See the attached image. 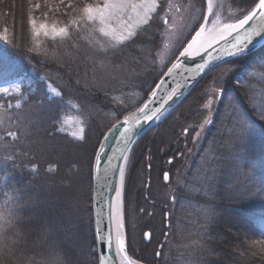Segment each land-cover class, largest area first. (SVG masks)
Here are the masks:
<instances>
[{"label": "trees", "instance_id": "16d2710c", "mask_svg": "<svg viewBox=\"0 0 264 264\" xmlns=\"http://www.w3.org/2000/svg\"><path fill=\"white\" fill-rule=\"evenodd\" d=\"M256 2L248 0L247 7L252 8ZM94 3L0 0V82L27 76L33 81L24 88L25 98H0V184L6 185L5 191L13 187L20 190L19 230L23 233V238L7 234L10 251L0 249V264H26L29 257L39 261L37 253L48 244L65 251L70 264H97L92 219L95 152L105 132L141 104L179 53L167 65L160 64L158 50L166 34L162 19L165 3L149 25L122 47H113V41L95 30L98 25L82 20L79 26L71 24L82 16L86 5ZM33 19L68 26L69 36H37L30 23ZM263 63L264 44L216 67L135 146L125 187L130 216L126 221L128 233L134 232L132 236L138 239L140 252L136 255L144 261L264 264V249L257 251L247 245L252 239L264 240V188L258 182L257 167L264 157V118L260 115L264 97L262 103L257 101L264 80L249 75L256 68L264 74ZM47 82L61 96H51ZM209 84L224 93L199 152L186 154L179 147V132L202 118L204 91ZM22 98L19 107L9 106V102ZM75 105L76 110L72 108ZM72 111L84 120L81 140L58 130L63 116ZM7 132L16 136H7ZM188 146L189 141L184 142V149ZM178 152L181 155L174 159L172 169L177 163L183 164V175L173 197L183 207H205L207 216L214 214L211 221L190 216L191 209L181 206L166 217L167 202L153 190L162 179L163 160ZM207 169L216 171L205 176L212 187L205 194L198 192L194 179L201 178ZM170 173L173 178L174 170ZM142 207L144 216L152 213L150 225L163 224L164 231L156 232L150 242L140 239L142 225L137 209ZM131 218L138 221L132 231ZM162 235L166 240L161 256H156ZM16 240L19 243H14Z\"/></svg>", "mask_w": 264, "mask_h": 264}, {"label": "water", "instance_id": "95a60500", "mask_svg": "<svg viewBox=\"0 0 264 264\" xmlns=\"http://www.w3.org/2000/svg\"><path fill=\"white\" fill-rule=\"evenodd\" d=\"M253 31H258L260 34L251 35L250 40H245L244 37ZM237 39L242 41L240 47L244 48L243 54L264 44V18L259 15V10L237 32H233L224 39H217L211 47L181 56L180 53L187 47V43L141 104L130 114L115 122L113 124L115 127L112 125L103 135L92 163V219L97 264H101L102 259L106 261V264H118L113 259L114 251L110 250L107 244L98 238L97 234L98 228L103 235H107L113 227L109 220V204L116 199V192L113 189L120 190L123 211L124 179L121 184L118 169L123 167L125 175L126 164L133 147L145 134L157 128L183 102L203 77L221 64L242 55L229 54L234 51L231 45L237 42ZM245 44L247 47H245ZM173 65H176V67H173ZM169 69H171V72H169ZM153 93L155 94L153 95ZM141 108L144 109V112L139 111ZM150 115L153 117L152 119L145 118ZM126 117L128 118L127 122L125 121ZM137 120H139V123H136ZM212 122L213 119L209 121V124ZM122 157H126V159ZM165 173L168 174L169 178V173ZM168 216L169 214L166 213V217ZM166 225H169V223L166 222ZM122 231L126 241L125 222ZM146 233L149 235L146 236ZM150 235L149 230L144 233L147 242L150 240ZM165 240L164 238L163 241ZM159 248H162V243Z\"/></svg>", "mask_w": 264, "mask_h": 264}, {"label": "rangeland", "instance_id": "374dc122", "mask_svg": "<svg viewBox=\"0 0 264 264\" xmlns=\"http://www.w3.org/2000/svg\"><path fill=\"white\" fill-rule=\"evenodd\" d=\"M103 0H95V4H102ZM158 3L160 5V7H163L165 0H158ZM247 3L248 0H213V5H214V11L219 12L220 14V19L222 22H234L236 19H242L244 14H247L248 11L251 10V6L247 7ZM160 7L157 8V11L160 10ZM254 7V6H252ZM165 13L162 16L163 21H165V19L167 20V23H164L166 26V34L164 37V40L162 42V45L160 47V49L158 50V55H159V62L160 64H162V66L167 65V63H169L177 54V52H180L181 49L188 43V41L192 38V36L195 34V31H197L199 29V25L201 23H204V20L201 19V16H208L209 13L207 11V0H168L165 5ZM215 17H210L209 20V24L208 26H211V19H214ZM41 23H45L48 25L49 28V32L51 31V27L53 25H55L57 28L63 27L60 25H56V24H52L46 21H36V25L37 27L41 24ZM99 27V25H98ZM45 36L43 31L40 32V34L38 36ZM48 37H52L51 35H48ZM264 64V63H263ZM254 73H256L254 75ZM263 74L261 72L260 68H256L253 69L249 72L250 77H254L255 79L258 80H264L262 79L261 75ZM264 78V77H263ZM261 81V82H262ZM32 79L30 77H18L15 79H11V80H6L3 82H0V89H8L7 93L4 92H0V98L1 97H11V96H23V92H24V88L25 87H29L32 85ZM263 85V84H262ZM51 88H56L55 86H53L50 82L46 83V90L47 92L51 95V96H55L52 92H51ZM57 89V88H56ZM262 91L259 92L258 97H257V101L259 103H262V98L264 97V89H261ZM57 91L59 92V90L57 89ZM223 89H221L220 87L217 86H212V85H207V87H205V91H204V95H205V102L203 104V110H204V114L202 116V118L200 119L199 122L195 123V124H190L189 126H187V128L185 129V131L182 133L179 132V147L183 148V151L186 154H190L191 152L194 153H198L199 152V146L200 143L203 141V138L205 137V132L206 130L211 126V124H209V121L211 119H213L214 121V116L216 113V109L218 108V104L223 96ZM25 98V96H23ZM22 99H17L13 102H9V106L12 107H19L20 104L22 103ZM211 101V103L209 104V102ZM73 109H77V106H73ZM135 110V109H134ZM133 110V111H134ZM132 111L128 112L127 114H125L123 117L127 116L128 114H130ZM122 117V118H123ZM205 121H208V123H205ZM83 127L84 131H85V124H84V120L81 116H79L77 113H75L74 111L70 112L69 114L63 116V118L61 119L60 123H59V127L58 130L66 133L68 135H70L71 137L77 139L76 137L73 136V133H79V129ZM187 130V131H186ZM191 133H190V132ZM190 135V138H189ZM145 136V135H144ZM84 137V134H83ZM81 140V139H78ZM140 141V140H139ZM138 141V142H139ZM189 141V146L184 149V142ZM137 142V143H138ZM137 145V144H136ZM135 145V146H136ZM135 146L133 147L127 164H126V169H125V175H124V206H123V211H124V222H125V228H126V243H127V249H128V253L129 255L134 258L135 260L139 261L140 263L143 264H150L146 261H144L143 259H141L139 256L136 255V253L139 254L140 252V246L138 244V239L136 237V235L132 236V234L134 232L128 233V226H127V217L129 216V212H126V204H125V187H126V182L128 181V173H129V160L132 154H134V152L136 151L137 148H135ZM178 147V146H177ZM186 147V146H185ZM135 148V149H134ZM135 150V151H133ZM174 152L175 149H174ZM180 152L176 153L174 156H170V157H166L163 160V167L165 168V170H163L162 173V179L158 182H156L155 185H153V190L156 192L157 196L159 197V199L161 201H166V205L164 206L165 208H167L165 211V215L166 213L169 214V212L175 210L176 207H183L182 205H180L179 203H177V199H175L173 197L174 194V190L177 187H180L181 184V180L180 177L183 175V172H181V167L183 166V164H176L175 166H173L172 169V163L174 161L175 158H178V154ZM170 158L172 159V161L170 162ZM186 159L183 158L182 162H185ZM258 167V172H259V177L258 178V182H260V185L262 186V188H264V157L261 158L257 164ZM171 170H174V176L173 178H171ZM216 169H212V170H205V172H203L201 178L199 179H194L197 180V184H196V189L198 190V192H202L204 191L205 194H208L209 190L212 188L209 184H208V178H206L205 176H207V174H211L213 172H215ZM168 172L169 173V178L167 181H165L164 179V173ZM204 176V177H203ZM131 179V178H130ZM129 179V180H130ZM193 180V181H194ZM148 184H147V188L145 187V185H143L144 188L148 189ZM195 189V190H196ZM264 200V197L263 199ZM196 204V203H195ZM188 209H191V213L190 216H198V218H202V219H206V216L208 215V209H206L205 207L202 206H196L194 205L192 206H187L185 205ZM153 205L151 208V211H153ZM183 207V208H186ZM157 208V206H156ZM160 208V206H159ZM143 210L144 207L142 208H138L137 212H138V218L140 220L141 223V232H140V239L141 241H146L144 238V233L149 230L151 235H150V240L148 242H150L153 239V235H155L156 232H163V224L161 226H155V225H150L149 220V216L152 214L150 212V215H145L143 214ZM149 210V209H148ZM142 212V213H141ZM143 214V216H142ZM130 217V216H129ZM169 217V216H168ZM137 219H132L131 218V231L135 230L137 227H135L133 224L134 223H138V221L136 222ZM166 222L169 223V220L165 219V225ZM177 222L175 221V224ZM169 226V225H167ZM162 227V228H161ZM200 227H203V225H201ZM166 233V232H165ZM131 236V237H129ZM164 236H160V241L158 244L160 245L161 243L163 244ZM251 242H249L247 245L252 247L253 249L260 251L262 249H264V240L261 241H255V240H250ZM129 242L131 243V245L129 244ZM147 242V241H146ZM155 249L156 253L160 252L161 248ZM131 246V249H130ZM176 246V245H175ZM95 252H96V256H97V251H96V247H95Z\"/></svg>", "mask_w": 264, "mask_h": 264}, {"label": "snow or ice", "instance_id": "6c2138e0", "mask_svg": "<svg viewBox=\"0 0 264 264\" xmlns=\"http://www.w3.org/2000/svg\"><path fill=\"white\" fill-rule=\"evenodd\" d=\"M36 7L39 8L40 5L37 4ZM158 7H160L158 0H103L102 4L86 5L82 10V16L77 20L71 21V24L79 26L82 20L93 25H99L98 29H95L96 31L103 37H107L113 41V47H122L124 42H132L133 38L137 37L139 31L143 29V26L149 25V22L153 20L154 14L157 13ZM257 10H259V15L264 18V0H258L254 7H252L247 14L243 15L242 19H236L234 22L225 23L221 21L219 12L214 11L213 0H207V11L209 15L201 16L204 23L199 25V30L195 31V35L192 36L187 47L184 48V51L181 52L180 55L184 56L193 51L204 50L211 47L217 39H224L233 32H237L257 14ZM210 17L215 18L211 19V26L209 27ZM30 23L32 24L33 33L37 36L41 31H43L45 36L51 35L53 38H64L69 36L68 26L57 28L53 25L49 32L48 25L45 23H41L38 27L34 19L31 20ZM164 23H167L166 19ZM259 34L258 31H253L246 35L244 39L250 40L251 35ZM240 43H242V41L237 39V42L231 45L234 51L229 54H243L244 48L240 47ZM100 47L102 50L107 51L103 44H101ZM245 47H247L246 44ZM173 67H176V65H173ZM261 67H264V64H262ZM169 72H171V69H169ZM255 74L256 73H254V75ZM0 92L7 93L8 89H0ZM51 92L55 96H61V93L58 92L56 88H51ZM154 94L155 93H153V95ZM210 103L211 101L209 104ZM139 111L144 112V109L141 108ZM260 115L261 118H264V109L260 111ZM145 118L150 120L153 117L150 115ZM125 121H128L127 117ZM0 123H3V120H0ZM136 123H139V120H137ZM205 123H208V121H205ZM113 127H115V125H113ZM83 134L84 128L81 127L79 133H73V136L77 139H83ZM6 135L15 137L16 133L7 132ZM122 158L126 159V157ZM5 159H11V157L6 156ZM32 170H36L35 165L32 166ZM118 171L122 184L124 179V168L120 167ZM164 178L165 180L168 179L167 173H165ZM5 188L6 185L0 184V194L3 195V199H0V249L10 251L7 245V234L13 233L15 236L23 238V233L19 230V225L21 223L20 210L22 196L19 189L13 187L5 191ZM113 190L116 192V199L109 204V220L113 227L107 235H103L98 228V238L104 241L110 250L114 251L113 259H115L118 264H138L137 260L129 256L128 249L126 248L125 236L122 231L124 222L120 190ZM213 218L214 214L212 216H206V220L208 221H211ZM145 235L148 236L149 234L146 233ZM14 243H19V240L14 241ZM37 254L41 256L39 261H34L29 257L26 264H70L67 253L61 251L56 244H48L46 247H42L41 251ZM155 255L161 256V252H157ZM101 264H106V261L102 259Z\"/></svg>", "mask_w": 264, "mask_h": 264}, {"label": "bare ground", "instance_id": "6f19581e", "mask_svg": "<svg viewBox=\"0 0 264 264\" xmlns=\"http://www.w3.org/2000/svg\"><path fill=\"white\" fill-rule=\"evenodd\" d=\"M210 27V26H209ZM199 30V29H198ZM132 258V257H131ZM134 259V258H133ZM138 264H141L139 261H138Z\"/></svg>", "mask_w": 264, "mask_h": 264}, {"label": "flooded vegetation", "instance_id": "af4514ba", "mask_svg": "<svg viewBox=\"0 0 264 264\" xmlns=\"http://www.w3.org/2000/svg\"><path fill=\"white\" fill-rule=\"evenodd\" d=\"M181 153L178 154V156H180Z\"/></svg>", "mask_w": 264, "mask_h": 264}]
</instances>
